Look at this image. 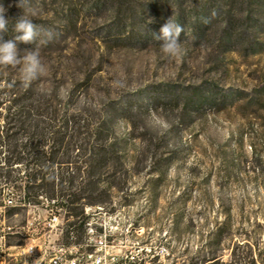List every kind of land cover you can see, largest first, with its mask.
Returning <instances> with one entry per match:
<instances>
[{"label": "rangeland", "instance_id": "obj_1", "mask_svg": "<svg viewBox=\"0 0 264 264\" xmlns=\"http://www.w3.org/2000/svg\"><path fill=\"white\" fill-rule=\"evenodd\" d=\"M18 3L0 0L8 23L11 12L23 15ZM31 3L39 12L32 22L57 36L43 45L17 43L21 54L38 47L47 68L29 87L19 68L0 67V125L13 99L27 95L39 113L46 107L81 124L111 119L126 171L117 166L120 182L111 198L84 208L83 231L66 237L64 210L40 197L38 204L5 209L0 224L9 226L6 241L57 237L63 246L78 247L81 264L99 254L102 264H178L182 258L187 264L208 251L226 264H264V11H256L260 22L249 28L244 17L251 0ZM205 5L217 16L193 39ZM169 18L185 29L177 58L163 54L162 41L154 39ZM228 21L234 36L224 46L220 34ZM240 27L247 36L240 37ZM116 80L124 87L114 86ZM197 88L207 100L187 103ZM83 136L76 142L80 152L92 143ZM83 158L61 167L83 181ZM13 169V178L23 174V166ZM18 186L0 185V205L10 191L19 203ZM50 213L59 218L53 226L47 224Z\"/></svg>", "mask_w": 264, "mask_h": 264}, {"label": "trees", "instance_id": "obj_2", "mask_svg": "<svg viewBox=\"0 0 264 264\" xmlns=\"http://www.w3.org/2000/svg\"><path fill=\"white\" fill-rule=\"evenodd\" d=\"M251 2L253 9L251 8L244 17V24L249 28L260 22L254 17L256 11L260 13L264 11V0ZM211 7L205 5L204 11L199 10L200 14L196 16L197 24L192 32L195 39H199L201 33L208 29L209 25H204L201 18L208 17ZM19 17L11 12L8 16L11 21L8 23L7 31L0 33V37L4 40H14L16 35L22 34L13 30ZM250 21L252 23H249ZM129 25V29L132 30L133 24ZM119 27L121 24H115V29ZM123 27L125 26L122 25ZM233 30L229 21L222 27L220 39L225 40L224 46H229L234 36ZM239 35L241 38L247 36V28L240 27ZM250 41L248 44L252 46ZM201 93L202 90L194 89L184 100L198 105L207 100ZM30 100L31 95L14 98L12 104L6 107L8 112L3 124L0 125V185L7 186L11 181L19 183V200L23 204H38L39 198L44 197L52 201L56 208L63 209L66 221L63 231L68 237L71 232L83 231L86 223L84 214L86 206L100 205L105 199L113 196L120 182L117 175L120 170L117 166H122L126 171V162L122 151L115 146L112 139L111 119L103 118L97 122L81 124L73 115H62L57 111L47 113L46 107L44 112H36L39 105L29 103ZM10 109H14L13 112H10ZM81 134H84L82 137L84 141L91 138L92 143L90 147L84 146L80 152L76 142L81 139ZM48 141L52 143L45 149V143ZM74 148L78 149L79 153L72 156L71 151ZM80 156L84 157L83 163L86 165L84 168L86 178L83 181L78 180V174L71 173L72 170L68 167H61L77 164V158ZM18 166H23V174L13 178L12 173L15 171L13 167ZM75 168L79 172L80 168ZM197 253L199 254V251ZM198 259L191 262L190 258L187 264H226L219 261L213 251L201 254ZM178 264H183V258Z\"/></svg>", "mask_w": 264, "mask_h": 264}, {"label": "clouds", "instance_id": "obj_3", "mask_svg": "<svg viewBox=\"0 0 264 264\" xmlns=\"http://www.w3.org/2000/svg\"><path fill=\"white\" fill-rule=\"evenodd\" d=\"M17 7L23 9V15L16 20L13 30L22 34L16 35L14 40L8 41H3V38L0 37V67L19 68L21 83L27 88L32 82L46 75L47 68L41 60L38 47L35 50L24 49L23 54H21L17 42L26 44L37 42V44L43 45L51 42L57 34L53 30L42 29L41 26L32 22V18L37 17L39 12L34 8L31 0H19ZM6 11L5 7L0 4V33L6 32L8 28V20L5 17ZM216 16L217 12L213 10L208 17L201 18V22L204 25H209ZM184 30L180 24L174 22L171 18L161 26L160 34H154V39L162 41L159 46L163 54L170 58L182 56L184 49L179 37ZM113 85L124 87V83L119 80L113 81ZM153 119L156 118L153 116ZM34 248L25 247L22 250L23 264H28L25 257L30 255ZM34 264H36V261H34Z\"/></svg>", "mask_w": 264, "mask_h": 264}, {"label": "built area", "instance_id": "obj_4", "mask_svg": "<svg viewBox=\"0 0 264 264\" xmlns=\"http://www.w3.org/2000/svg\"><path fill=\"white\" fill-rule=\"evenodd\" d=\"M3 200L0 205V216L4 220V212L8 207L17 206V204H23L20 200L17 203L13 199V193ZM24 205V204H23ZM59 220L55 213H50L47 224L53 226ZM89 224V223H87ZM5 229H9V226L0 224V264H23L24 257L22 256V250L25 247H35L32 253L25 257L28 260V264H81L80 252L76 245L63 246L57 242V237H48L39 240L37 237H25L22 244H11L6 241ZM92 230L91 228H88ZM104 242L99 238L98 244L102 245ZM101 247V246H100ZM92 255H86L91 257ZM105 257L103 254L95 255L89 264H102Z\"/></svg>", "mask_w": 264, "mask_h": 264}]
</instances>
